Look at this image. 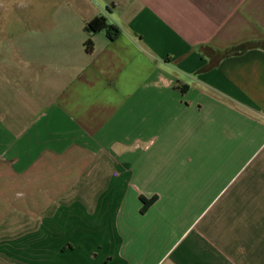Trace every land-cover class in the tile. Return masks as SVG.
<instances>
[{"label":"crops","instance_id":"0c3cea01","mask_svg":"<svg viewBox=\"0 0 264 264\" xmlns=\"http://www.w3.org/2000/svg\"><path fill=\"white\" fill-rule=\"evenodd\" d=\"M0 264H264V0H0Z\"/></svg>","mask_w":264,"mask_h":264},{"label":"trees","instance_id":"16d2710c","mask_svg":"<svg viewBox=\"0 0 264 264\" xmlns=\"http://www.w3.org/2000/svg\"><path fill=\"white\" fill-rule=\"evenodd\" d=\"M102 30H105L109 36H111L114 31L117 32V29L114 28L113 26L108 25L106 22V19L102 16L95 17L94 19L90 20L85 26V31L89 35L96 33V32H99V31H102ZM85 48H86L87 52H91L92 41H91L90 37L87 38V40L85 42ZM140 200L142 202V209L141 210L144 212L150 205H152L155 202L156 198L152 197V198L147 199L145 197H140Z\"/></svg>","mask_w":264,"mask_h":264},{"label":"rangeland","instance_id":"374dc122","mask_svg":"<svg viewBox=\"0 0 264 264\" xmlns=\"http://www.w3.org/2000/svg\"><path fill=\"white\" fill-rule=\"evenodd\" d=\"M95 2L97 1V0H94ZM207 151V155H208V150H206ZM208 159V158H207ZM206 159V161H209V160H207ZM207 164H208V162H207ZM214 171V166H213V164L211 163V164H208V165H206V172H213Z\"/></svg>","mask_w":264,"mask_h":264}]
</instances>
